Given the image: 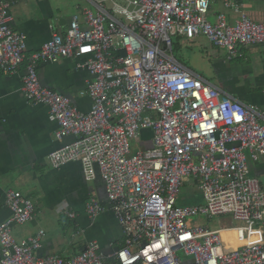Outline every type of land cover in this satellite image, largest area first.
<instances>
[{
	"label": "built area",
	"instance_id": "built-area-1",
	"mask_svg": "<svg viewBox=\"0 0 264 264\" xmlns=\"http://www.w3.org/2000/svg\"><path fill=\"white\" fill-rule=\"evenodd\" d=\"M0 0V72L11 74L27 62L23 91L49 110L58 141L73 136L50 156L54 168L79 162L88 181L99 175L107 202L93 195L87 215L110 210L123 243L105 251L89 240L71 256L41 253L45 229L18 241L16 225L36 216V205L9 190L11 216L0 220V264H264V191L250 172L249 157L264 156L259 112L180 62L173 36H206L229 58L241 45L264 42V23L241 12L235 23L225 13L208 19L212 0H89L70 18L68 30L54 32L27 56V36L12 26L11 7ZM239 0H224L239 10ZM83 57L92 76L89 111L45 86L40 62ZM153 141L133 153L142 131ZM195 180L202 205H177L182 185ZM232 215L246 225L211 230L188 218ZM72 218L76 214L69 212ZM235 230L236 247L223 237Z\"/></svg>",
	"mask_w": 264,
	"mask_h": 264
},
{
	"label": "crops",
	"instance_id": "crops-1",
	"mask_svg": "<svg viewBox=\"0 0 264 264\" xmlns=\"http://www.w3.org/2000/svg\"><path fill=\"white\" fill-rule=\"evenodd\" d=\"M85 1L88 5L78 1L70 12L74 0H17L11 7L12 26L26 34L27 56L39 50L54 32L65 33L74 14L85 7L95 9L89 0ZM238 3L239 10H235L226 6L224 0H212L208 19L216 23L217 15L225 13L228 22L233 24L244 12L254 21L264 23V0H239ZM189 39L197 43V49L208 56L216 70L214 77L208 80L255 108L259 112L260 123L264 125V42L241 45L240 55L229 58L225 48L209 46L205 42L209 41L206 36ZM82 62L83 57L62 58L56 63L40 62L38 73L45 86L68 95L80 110L89 111L92 107L89 96L92 76L81 68ZM26 65L25 61L16 72L8 75L0 72V220L8 219L12 214L6 201L7 192L19 191L33 200L37 211L33 220L14 227L13 234L18 241L45 229L41 249L43 255L58 253L71 256L93 239L99 241L105 251L115 249L123 243V235L112 211L102 213L93 224L90 220L93 222L94 219L86 212V204L93 195L107 202L100 176L88 181L79 162H71L61 168L52 165L50 154L74 137L58 141L55 135L58 124L50 120L48 108L26 99L23 91ZM152 141L153 131H142L138 141L141 147L151 146ZM247 154L250 172L259 178L264 191V156L253 160ZM57 210L76 214V218L71 217L75 229L88 230L92 226L100 232L81 241L78 249L73 243L67 242L66 245L63 234L52 233L48 225V215L51 211L58 213ZM226 241L237 244V240L230 237Z\"/></svg>",
	"mask_w": 264,
	"mask_h": 264
},
{
	"label": "rangeland",
	"instance_id": "rangeland-1",
	"mask_svg": "<svg viewBox=\"0 0 264 264\" xmlns=\"http://www.w3.org/2000/svg\"><path fill=\"white\" fill-rule=\"evenodd\" d=\"M78 1L79 2L81 1L84 4L86 3L85 0H74V5H71V7L69 8L70 12H72L73 8L76 7V2ZM87 3L86 5H88ZM173 41L178 49L176 55L178 57V53H179L178 60L180 62L184 63L190 69L199 73L206 79H211L212 77H214L216 70L213 68L212 63L210 62L208 56L206 54L201 53L197 49V43H192L193 40H190L185 36H180V37L173 36ZM205 42L209 46L211 44L213 45L212 42L211 43L209 41H205ZM177 44L179 45V48ZM192 48L195 50V52H193ZM141 145L142 144L140 142L139 143L133 142V153H136L141 148ZM204 203H205L204 193L202 190L198 188V184L195 182V180H189L182 185L179 198L177 201V205L191 206V205H202ZM96 220L97 219H95L93 222L90 220V222L93 224ZM48 221H49L48 225L51 227L52 233L63 234L64 238L66 239L65 241L66 245L67 242L73 243L75 247H77V249H78V244L81 241H85L90 235L95 234L97 231L100 232V230L97 227L96 229L95 227L92 226H90L88 230L86 228L83 230L75 229L74 220L71 218L68 211L64 213L63 211L62 213H60L59 211L58 213L56 211H51L50 214L48 215ZM188 221L192 226L208 227L211 230H215L219 228H233V227L246 225L245 222L237 220L232 215L229 214L219 215V216L217 215L214 216L213 218H210L204 214H198V215L190 216L188 218ZM16 226H20V225H16ZM224 236L226 238L225 240H228V237H230V239L233 240L235 239V237L237 238V232L233 231L231 235L226 233L225 235H223V237ZM230 243L232 244L233 247H236L239 244H241V242L239 241H237L236 245H233L232 241Z\"/></svg>",
	"mask_w": 264,
	"mask_h": 264
},
{
	"label": "trees",
	"instance_id": "trees-1",
	"mask_svg": "<svg viewBox=\"0 0 264 264\" xmlns=\"http://www.w3.org/2000/svg\"><path fill=\"white\" fill-rule=\"evenodd\" d=\"M176 44L173 42V53H174V55H175V57L177 58V59H179V53H178V57H177V51H178V49H177V47L175 46ZM177 46H178V48H179V45L177 44ZM180 51V50H179ZM29 56V55H28ZM184 64V63H183Z\"/></svg>",
	"mask_w": 264,
	"mask_h": 264
},
{
	"label": "bare ground",
	"instance_id": "bare-ground-1",
	"mask_svg": "<svg viewBox=\"0 0 264 264\" xmlns=\"http://www.w3.org/2000/svg\"><path fill=\"white\" fill-rule=\"evenodd\" d=\"M233 231H235V230H224V231H223V234H224V233H227V232H231V233H232ZM235 240L239 241L236 237H235ZM239 242H240V241H239Z\"/></svg>",
	"mask_w": 264,
	"mask_h": 264
}]
</instances>
